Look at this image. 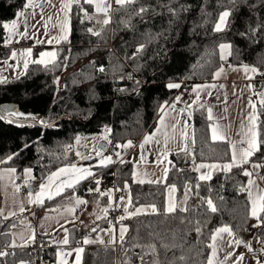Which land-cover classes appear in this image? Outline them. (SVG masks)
<instances>
[{"label": "trees", "instance_id": "trees-1", "mask_svg": "<svg viewBox=\"0 0 264 264\" xmlns=\"http://www.w3.org/2000/svg\"><path fill=\"white\" fill-rule=\"evenodd\" d=\"M25 3L0 0V59L11 53L4 44L3 24ZM141 8L146 11L141 13ZM224 11L230 15L223 30L217 32L215 25ZM96 15L91 3L71 0L70 32L56 46L55 59L47 66L31 62L19 77L0 82V104L10 103L9 111L23 112L44 123L63 114L88 121L97 112L90 122L61 120L53 128L0 120V160L14 157L0 166L15 167L19 173L32 167L33 188L58 167L76 160L73 146L83 135L108 129L107 138L113 143L141 139L156 126L163 105L178 91L167 85L211 79L223 62L219 53L223 42L231 44L227 63L253 66L258 69L256 82L264 79V0H127L114 6L107 24L97 21ZM84 60L89 61L77 68ZM65 70L69 73L59 88L57 79ZM201 104L205 107H199ZM258 114L260 139L264 140V104ZM190 124L195 144L191 137L187 152L170 155L165 182H135L129 160L93 174L95 179L114 177L119 187L129 183L131 210L140 204H155L157 212L126 218L124 242L115 247L87 246L82 264H207L217 228L228 226L239 237L251 234L249 191L241 190L248 188L249 177L233 167L213 172L208 181L199 180L198 161H231L229 143L211 139V120L203 101L194 104ZM263 154L261 145V152L249 161L263 159ZM170 184L177 190L174 213L166 211V187ZM93 185L89 177L45 201L37 211L65 205L72 191L85 194ZM209 199L216 212L207 205ZM260 218L259 233L264 237V212ZM13 225H20L18 216L0 217V246L11 244ZM68 230L71 246L91 233L76 224L68 225ZM49 237L38 235V241ZM40 256L55 262L56 248L45 249ZM16 258L28 259V249H17Z\"/></svg>", "mask_w": 264, "mask_h": 264}, {"label": "crops", "instance_id": "crops-1", "mask_svg": "<svg viewBox=\"0 0 264 264\" xmlns=\"http://www.w3.org/2000/svg\"><path fill=\"white\" fill-rule=\"evenodd\" d=\"M38 1V0H37ZM127 0H125L126 2ZM36 4V3H35ZM62 4H70L71 0H45V6L48 7L50 10L49 16L51 17V27L47 29L46 33L47 36L43 40V43L40 46L42 48L50 47L48 52H57V45L64 39H60V42L57 43V39L62 36L69 35L70 27H69V14L71 6L66 9L62 10ZM94 6L96 11V20L99 22H104L106 19L109 22L112 19V10L114 6L119 5L115 2V0H92L91 3ZM100 5L103 7H108L107 13L104 11H97L96 6ZM24 10V9H21ZM20 10V11H21ZM26 11L27 21L30 24L37 23L38 17L43 14L44 12H39L38 5H34V7L29 8ZM65 11H67V16H65ZM35 13V15H33ZM107 15V16H106ZM46 16V13L43 14ZM17 19V16H16ZM227 21V19H226ZM27 23V24H28ZM19 25V33H25L26 30L22 29L25 28L24 18H20L18 20ZM63 25V31H61V26ZM26 35L29 37V40L35 42L36 34L33 29H30ZM24 39V38H23ZM21 40V42L16 43L18 47L23 51L26 52L27 49L32 48L29 46H25L24 42H29L27 40ZM48 40H52V43H48ZM31 42V43H32ZM37 42V41H36ZM30 43V44H31ZM221 44H229V42H223ZM220 44V45H221ZM219 45V46H220ZM9 46V45H7ZM12 50V46H9ZM33 51L36 48L33 47ZM231 52V49H230ZM220 57L222 58L223 62L221 66L214 72L213 77L208 80H204L201 82L191 83V94L186 96L183 91H181V82L175 83L180 84L181 86L178 88L176 95L174 96L173 100L165 105H163V113L161 112V116L154 127V130L145 134L141 139L137 141H131V147H123L126 145L130 140L127 141H117V143H108L107 140H104V143H107V148L105 151H108V155L103 157H90L87 160L81 161V159L77 158L74 162L66 165L75 164L77 167H87L90 168L91 172L94 174L95 172L99 171L100 169L104 168L100 164V160L102 158H106L111 156L113 163L107 165H114L121 160H129L133 162V178L135 182L144 181V182H165L167 175L165 176V169H167V174L169 171V161L170 155L176 152H182V148H184L185 144L187 148L189 146V142L192 137L191 131V124L190 120L192 117L188 115L189 107L191 113H193V106L195 103L203 101L206 107L212 108L213 119L211 120L210 125V133H211V126L213 123H219L221 126L229 125V134L230 139L227 141L231 147V143L235 142L238 147L239 146H246L241 145L240 141L244 139L241 136V125L244 124L245 127L249 126L248 117L255 111L256 114V125L257 131L258 129V109L260 107V101L264 99L260 94L264 93V91L259 90L255 87V81L257 79V72H245L244 66L239 64H229L227 63L228 58L230 55H225L221 52L219 47ZM34 60V59H33ZM31 59V55H23L19 59L6 62L8 60L0 59V82L8 81L12 78L19 77L25 72L24 62L27 61L28 64L33 62ZM249 68L253 66L247 65ZM223 69V72L219 77L215 76V73ZM215 84V88L211 89H204L199 91V99L197 100V93L193 91V88L197 85L205 86ZM222 86V87H221ZM209 92L211 93L209 95ZM177 97H180L179 101L176 100ZM175 105L173 109L171 106ZM165 121V125L161 126L159 124L160 119L162 118ZM179 122V123H177ZM175 124L176 132H175V139H170L167 146H166V156L161 155V153L165 152V145L163 143V135L161 133H156L155 130L160 127L168 132V134L172 135L171 126ZM188 133V139L185 141L180 136L181 129L185 128ZM155 133V139L147 144L144 145V148L141 149L140 145L144 142L145 137ZM160 141L157 143L156 141ZM118 145L120 147H118ZM113 147V150L111 149ZM76 150V147H74ZM77 153V151H76ZM119 153V156L116 154ZM143 153L144 159H141V154ZM92 156V155H91ZM231 161H198L195 164V168L197 169L200 164H226L230 163ZM260 164L264 163V159L249 161L246 165V170L252 172L253 175L249 177V180L255 181V184L249 188L252 195L250 196V213L252 207V198L259 194H264L259 190H264V168H257L253 169L251 167L252 164ZM66 165H62L57 169L64 167ZM13 168L11 166H0V173H3V179H0V217L4 219V217L11 218V217H19L20 225H15L11 227L10 234H11V244H15L18 247L22 244H25L31 235L34 232V236L37 237L38 235H47L50 236V239L54 240L56 243V260L55 264H76V256L77 253L75 252L76 248L82 247L84 250L87 246L91 245H103V246H117L120 243L119 234L120 228L123 226L128 231V225L125 222H118L110 219L108 216L105 215L103 212L104 208H116L124 213L125 218H128L129 213L134 212L137 208L144 209V213H153L151 210V206L155 204H140L134 210L130 209V204L128 203L129 199L131 200V188L129 183H125L122 187L111 185L106 189L101 188L99 185H93L91 188L92 191L86 192L85 194H78L75 190L72 191L70 194L67 195L65 205L58 206V207H50L40 211H37V207L41 204H36L35 202L30 203L29 192L32 193L31 199L34 201L36 194L39 192V186L37 188H33L31 186V181L33 178L26 177L24 173V169L31 168L32 169V177H34V170L32 167H25L20 173L17 171L11 174V179L9 178V174L7 173V169ZM55 169L52 172L57 171ZM218 171L217 169L211 170V175L213 172ZM51 172V173H52ZM198 175H206L209 174L208 169H200ZM50 173V174H51ZM48 176V175H47ZM46 176V177H47ZM46 177L42 180V182L46 181ZM28 179V183L25 184V180ZM96 180H100L97 178ZM83 181V180H82ZM41 182V183H42ZM156 183V182H154ZM14 185H18L19 187H14ZM127 185V187H126ZM26 186V191L22 188ZM173 185H167L166 187V208L169 201L177 206V190L176 187L174 190L170 191L169 189L172 188ZM28 187V188H27ZM30 188L32 190H30ZM99 188V192L96 189ZM69 189H65L66 192ZM111 191V195H106L102 193H108ZM106 195V197H104ZM57 197V196H55ZM54 197V198H55ZM123 197V200H121ZM76 198L86 201L85 204H76ZM49 199L45 198L44 202ZM43 202V203H44ZM23 205L25 211L20 212V206ZM111 205V207H109ZM156 207V205H155ZM72 208L74 211L69 212L67 209ZM125 208L128 209L125 212ZM157 209V207H156ZM9 213H15V215H9ZM262 212L258 213L259 219L253 217V227L252 232L250 235L245 237L237 236L232 230V236L229 237L228 233H221L217 236L215 242L211 240V245L213 243L216 244V254L215 256L212 255V250H210L209 258L211 259L213 264H241L242 261L238 260V257L242 254L243 259L246 256V252L248 248L245 247V244L249 245L251 249L254 248H261L264 249V237L260 235L259 229L261 228L260 222V215ZM21 214L24 215L21 217ZM98 217H100L98 219ZM76 224L78 226L83 227L86 230L91 231L90 234L85 236L81 239L75 246H71L69 244V230L68 225ZM91 227V228H90ZM221 228V227H220ZM95 229V231H92ZM111 230V232H110ZM104 232V236L101 238H96V235H101ZM125 232V234L127 233ZM215 232L213 233V235ZM114 235L116 238L115 244H110L109 240L111 236ZM212 235V236H213ZM23 236V240L21 239ZM125 236V235H124ZM67 238L68 244H63L62 241ZM84 239H91V240H98L103 239L104 243H92V244H83ZM235 240H241L244 243H241L239 246L235 245ZM29 244V243H28ZM21 247V246H20ZM217 249L220 251V256H217ZM231 252L232 255L225 260L226 253ZM83 253H80L82 264L83 261ZM216 257L218 259H216ZM208 264V262H207ZM247 264H264V258H257V257H249Z\"/></svg>", "mask_w": 264, "mask_h": 264}, {"label": "snow or ice", "instance_id": "snow-or-ice-1", "mask_svg": "<svg viewBox=\"0 0 264 264\" xmlns=\"http://www.w3.org/2000/svg\"><path fill=\"white\" fill-rule=\"evenodd\" d=\"M86 2L87 3H92V0H86ZM115 2L117 4H119V5H123L125 3V0H115ZM128 2H132V0H128ZM77 3H79V0H77ZM70 6H71L70 4H62L61 7H62V10H66ZM32 7H34V0H26V3L23 5V9L24 10H21V11H19V12H17L15 14L17 16V19H13L11 21V23H7L6 22V23L3 24V27L5 29H7L9 31V33H10L9 40L11 39V35L12 34H17L18 19L19 18H24L25 28H27L28 21H27L26 11L25 10H27L29 8H32ZM96 10L97 11H104L105 13H107L108 7L106 6V7L102 8L98 4L96 6ZM144 11H146V9H144V8L140 9L141 13L144 12ZM33 15H35V13H33ZM229 15H230V12H228V11H224L220 15L219 22L215 25V31L220 32V31L223 30V26L226 23V18L229 17ZM65 16H67V11H65ZM108 22H109V20H107V19L104 21L105 24H107ZM61 31H63V25L61 26ZM89 31H91V29H89ZM19 34L21 36H25L26 32L25 33H19ZM94 34L99 35V33H94ZM60 39L66 40L67 36L60 37L59 39H57L56 42L59 43ZM47 42L48 43H52V40H48ZM37 43H43V41H39L38 40ZM142 47L143 46H141V48ZM219 47H220V50H221L222 53H224L225 55H231V52H230L231 45H229V44H221ZM31 53H32V49L29 48V49L26 50L25 53H22V55H25V54L26 55H31ZM11 55L13 57H15L16 53L12 52ZM56 55H57L56 52H41L39 54L40 59L33 61V63L47 66L46 61L44 60V57H51L54 60ZM222 58H224V57H222ZM27 67H28V62L25 61L24 62V68L27 69ZM99 70L100 71H104L103 68H100ZM244 71L245 72H249L250 71L252 73H256V72H258V69L255 68V67L249 68L247 65H245L244 66ZM222 72H223V69H220L219 71H217L215 73V76L219 77ZM167 86L169 88H179L181 85L180 84H169ZM215 87H216L215 84H210V85H205V86L197 85L196 87L193 88V91L197 93V100H198L199 99V91L200 90L211 89V88H215ZM210 94L211 93L209 92V95ZM260 95L262 97H264V93H261ZM179 99H180V97L176 98L177 101H179ZM260 103L264 104V99H262L260 101ZM171 107L174 109L175 105L173 104ZM199 107L203 108L205 106L203 104H201V105H199ZM161 111L163 113V108L161 109ZM207 113H208V119L212 120L213 119V114H212V108L211 107L207 108ZM191 114L192 113H191V110H190V107H189L188 115L191 116ZM11 117L24 118V119H37L36 117L30 116V115L26 116L25 113H23V112L7 111V115L6 116L5 115H0V120L9 119V123H12L14 121L11 119ZM256 119H257V117H256V114H255V111H253V113L248 117V120L250 122L249 126L245 127L244 124L241 125V136H243L244 139L240 141V144L241 145H246V146H239L238 147V145L235 142L231 143V153H230L231 162L230 163H226V164H223V165H220V164H203V163L200 164L196 170L199 171L200 169H208L209 170V174L200 175L199 180H202V181L210 180L211 179V174L210 173H211V170H213V169L231 171V169L233 167L240 168L243 171V174L245 176L251 177L253 175L252 172H249L246 169H244L243 165L249 163L250 157H253L257 153L261 152V145H264V140L260 139V134L256 130L257 129ZM39 123L43 124L44 121L41 119V120H39ZM177 123H179V122H177ZM159 124L161 126L165 125V121L163 119V116L160 119ZM229 127H230L229 125L221 126L219 123H213L212 126H211V139L213 141H228L230 139ZM171 129H172V135L171 136L168 134V132L166 130H164V129L160 128V127H158L155 130L156 133H161L163 135V143L165 145V152L161 153V155H165L166 156V154H167L166 153V146H167L169 140L170 139H173V140L175 139V132H176L175 124H173L171 126ZM180 136L185 141H187L188 133L186 131V125H185V128L181 129ZM105 139H107V137H105ZM154 139H155V133L146 136L144 142L140 145V148L143 149L145 144L153 141ZM156 142L160 143V141H158V140ZM192 143H193V145L195 144L194 133H193V137H192ZM131 146H132V142L129 141L123 147H131ZM118 147H120V146L118 145ZM99 148L102 150L103 149V145H100ZM182 151L187 152V145L186 144H185L184 148H182ZM76 155L80 156L81 154L80 153H76ZM116 155L119 156V153H117ZM96 156H101V151H96ZM13 158H14L13 155H10V156L7 157L6 161L5 160H0V163H7L8 161H11ZM140 158L144 159L143 153L141 154ZM120 162L123 163L124 161L121 160ZM110 163H113L111 156L106 157V158H102L100 160V164L102 166H107V164H110ZM251 167L253 169L264 168V163H260V164H255L254 163V164L251 165ZM6 171L9 174V178L11 179V174L15 173L16 169L13 167V168L7 169ZM23 171H24L26 177L33 178L32 177V169L31 168H26ZM166 175H167V169H165V176ZM89 177L93 178L95 184H97V185L100 184V181L96 180L95 177L93 176V173L91 172L90 168L77 167L75 164L66 165L64 167H61V168L57 169V171L52 172L51 174H49L46 177V181L45 182H42V183L39 184V192L36 194V197H35L34 201L31 199L32 193L29 192V197H30L29 202L30 203L35 202L36 204H43L45 198L51 200L55 196L61 195L62 192L66 188L67 189H73L75 187V185L79 184L82 180L88 179ZM0 179H3V173H0ZM24 182H25V184H27L28 183V179H26ZM138 182L143 183L144 181H138ZM152 182H158V181H152ZM254 184H255V181H253V180H249L248 181L249 188L252 185H254ZM14 187L18 188L19 186L18 185H14ZM126 187H127V185H126ZM188 187L190 188L191 186L189 185ZM197 187H199V185H197ZM174 188H175V186L173 185L172 188L169 189V190L172 191V190H174ZM249 188H242L241 190L242 191H249ZM89 191H92V189H89ZM96 191L99 192V188H97ZM259 191L264 193V190H259ZM102 194L111 195V191H109L108 193H102ZM249 195L250 196L252 195L251 191H249ZM121 200H123V197H121ZM75 202H76L77 205L87 203L86 201L81 200L79 198H76ZM128 203L129 204L131 203L130 199H129ZM207 205L209 206L211 212H216L217 211V209H216V207L213 204L211 199H209L207 201ZM109 207H111V205H109ZM124 210H125V212L128 211L127 208H125ZM151 210H152L153 213L157 212V209H156L155 205L151 206ZM24 211H25L24 206L21 205L20 206V212L22 213ZM67 211L72 212V211H74V209L69 208V209H67ZM107 211H108V208H104L103 209V212L105 214L107 213ZM143 211H144V209L137 208L134 212L129 213V215H138V214H140ZM166 211L168 213H174V212L177 211V208H176V206L173 203H171V201H169V203L167 204ZM180 211H186V209L181 208ZM260 212H264V194H259V195L254 196L252 198L251 215L253 217H256L257 219H259L258 213H260ZM0 213H2V210H0ZM9 215H15V213H9ZM99 218L100 217H98V219ZM4 219H7V217H4ZM123 219H125V217H123V216L120 217V220H123ZM92 231H95V229H92ZM126 231H127V229L124 228L123 226L120 228L119 240H120L121 244L124 242V235H125ZM196 231L199 232L200 229L197 228ZM110 232H111V230H110ZM221 233H228L229 237L232 236V231H231V229L228 226L217 228L215 230V234L212 236L213 242L216 241L217 236L219 234H221ZM0 234H2V233H0ZM21 239L22 240L24 239L23 236H21ZM34 241H35V236H34V232H33L31 237L29 238V240L25 244H22L20 246L21 247L27 246L28 243H33ZM62 243L63 244H68V239L65 238L62 241ZM92 243L103 244L104 240L103 239H98V240L84 239L83 240V244L87 245V244H92ZM109 243L110 244H115L116 243V238H115L114 235L111 236V238L109 240ZM234 243H235V245L239 246L241 243H244V242L241 241V240H235ZM13 246L15 247L17 245L13 244ZM209 247L212 250V255L215 256V254H216V244L213 243ZM245 247H247L248 250L251 251V248H250L249 245L245 244ZM83 251H84V249L82 247L75 249V252L77 253L76 264H80L81 257H80L79 254L83 253ZM262 251H264V249H262ZM6 255H8L7 252H0V256H6ZM231 255H232L231 252L226 253L225 260H227L228 257L231 256ZM140 259L143 260L142 257ZM238 260H240V261L243 260V255L242 254L238 257ZM208 264H213L211 259H208ZM221 264H223V262H221Z\"/></svg>", "mask_w": 264, "mask_h": 264}, {"label": "rangeland", "instance_id": "rangeland-1", "mask_svg": "<svg viewBox=\"0 0 264 264\" xmlns=\"http://www.w3.org/2000/svg\"><path fill=\"white\" fill-rule=\"evenodd\" d=\"M38 5L39 7V12H44L46 13V16H43V14H41L39 17H38V22L37 23H32L30 24V26L32 27H29V23L27 24V28H24L22 29V32L23 30H26V32L28 33V31L30 29H33L35 34L37 35L36 37V40L35 42H32L29 40V37L27 35L25 36H21L19 34V25H18V29H17V34H12L11 35V39L9 40V36H10V33L9 31L6 29V37H5V41H4V44L5 45H11L12 46V50H11V53L12 52H15L16 53V56L13 57L10 53V55H8L7 57H5L4 59L5 60H8L6 62H12V61H15L17 59H19L20 57H22V53L23 51L20 49V47H18L16 45V43L18 42H21V40H27L29 42H24L23 44L25 46H29V47H32L31 49L36 48L35 51L32 50V53H31V59L33 61L35 60H38L40 59V56L39 54L41 52H48V50L50 49V47H46V48H42L39 44L37 43L36 41H43L45 39V37L47 36V29H49L51 27V17L49 16V12L50 10L48 9L47 6H45V0H34V5L36 4ZM23 9V8H22ZM20 11V10H19ZM18 11V12H19ZM107 16V15H106ZM13 19H16V16L13 18ZM8 20L6 21L7 23H11V21L13 20ZM227 19V18H226ZM20 20V18L18 19ZM5 22V23H6ZM219 22V21H218ZM226 25V23H225ZM224 25V26H225ZM223 26V27H224ZM32 42V43H31ZM31 43V44H30ZM56 52V50H55ZM29 56V55H28ZM44 60L46 61V63L48 62H51L53 61V59L51 57H44ZM86 61H89V60H84V61H81V63H79L76 67L78 68L80 64L86 62ZM69 73V71L65 70L57 79V84H58V87H62L63 85V81H64V78L66 77V75ZM183 82V81H182ZM181 82V84H182ZM256 82V81H255ZM257 88V87H256ZM258 89V88H257ZM260 90V89H259ZM152 131V130H151ZM107 133H109V130L108 129H104L102 132H100L99 134H88V135H83L81 137H79L77 140H76V146H73V147H76V151L77 153H80L81 155L78 156V159H81V161H84V160H87L89 157H94L96 156V151H101V156H98L99 158L100 157H103V156H106L108 155V151L106 152L105 149L103 148L102 150L99 148L100 144L104 142L105 140V137H107ZM108 141V143H113L111 142L110 140H108V138L106 139ZM117 143V142H115ZM95 149V150H94ZM92 155V156H91ZM103 178V177H102ZM114 178V177H112ZM115 180V178H114ZM100 184L99 186L101 188H103L101 186V178H100ZM116 183V181H115ZM117 185V183H116ZM118 186V185H117ZM26 187V186H25ZM25 187L23 186L22 188L26 191L27 189H25ZM28 188V187H27ZM103 189H106V188H103ZM126 219V218H125ZM125 219L123 220V222H125ZM118 222H122V221H118ZM91 228V227H90ZM104 232L101 234V235H96V238H101L104 236ZM38 239V236L35 237V240ZM37 241V240H36ZM31 244V243H30ZM13 245V244H12ZM18 247V246H17ZM20 247V246H19ZM53 248H56V245L55 247ZM255 249V248H254ZM258 249H261V248H258ZM262 250V249H261ZM217 256H220V251L217 249ZM216 259H218L216 257Z\"/></svg>", "mask_w": 264, "mask_h": 264}, {"label": "built area", "instance_id": "built-area-1", "mask_svg": "<svg viewBox=\"0 0 264 264\" xmlns=\"http://www.w3.org/2000/svg\"><path fill=\"white\" fill-rule=\"evenodd\" d=\"M255 87L264 91V79L259 83L255 82ZM181 91H183L186 96H189L191 94V86L186 81H183L181 86ZM151 130H154V127ZM111 149L113 150V147H111ZM263 159H264V154H263ZM111 185H114V187L116 186L114 178L109 176L101 178V186L103 188H108ZM105 215L108 216L110 219H113L114 221H123L124 219L120 220V217L122 216L125 217L123 212L117 210L114 207L108 208V211ZM36 240L33 243L31 244L29 243L27 244V246L23 247L28 249L29 252L28 259L16 258V251L20 247L17 246L14 247L12 244L0 246V252L8 253V255L6 256H0V264H53L54 262L51 260H47V261L42 260L40 253L45 249L55 247L56 245L55 241L50 238H48L44 242L38 241V239ZM251 256L257 258H264V251L258 248L251 249V251L248 250L241 264H247L249 257Z\"/></svg>", "mask_w": 264, "mask_h": 264}, {"label": "water", "instance_id": "water-1", "mask_svg": "<svg viewBox=\"0 0 264 264\" xmlns=\"http://www.w3.org/2000/svg\"><path fill=\"white\" fill-rule=\"evenodd\" d=\"M170 55H171V53H169L168 57ZM12 107L13 106L10 103L0 104V115H5L6 116L7 115V111H9ZM96 113H94L92 115V117L88 121L84 120L83 118L71 117V116H69L67 114H63V115L59 116L56 120H54V121H52L50 123H43V124L39 123L38 119H20V118H17V117H11V119L14 121V122H12V124H16V125L24 126L25 124L36 123L39 126L44 127V128H53L55 126V124L57 122L61 121V120H74V121H80V122H83V123L90 122L95 117ZM3 120L5 122L9 123V119H3ZM100 145H102V144H100ZM107 147H108L107 143H104L103 148L106 149ZM30 190H32V189L30 188Z\"/></svg>", "mask_w": 264, "mask_h": 264}]
</instances>
